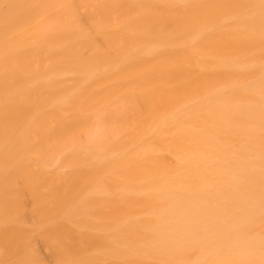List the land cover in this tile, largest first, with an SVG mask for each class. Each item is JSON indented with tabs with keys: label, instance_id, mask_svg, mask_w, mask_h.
Listing matches in <instances>:
<instances>
[{
	"label": "bare ground",
	"instance_id": "bare-ground-1",
	"mask_svg": "<svg viewBox=\"0 0 264 264\" xmlns=\"http://www.w3.org/2000/svg\"><path fill=\"white\" fill-rule=\"evenodd\" d=\"M0 264H264V0H0Z\"/></svg>",
	"mask_w": 264,
	"mask_h": 264
}]
</instances>
